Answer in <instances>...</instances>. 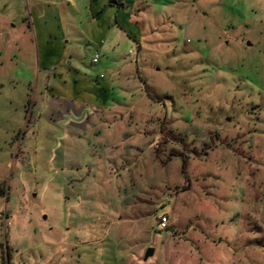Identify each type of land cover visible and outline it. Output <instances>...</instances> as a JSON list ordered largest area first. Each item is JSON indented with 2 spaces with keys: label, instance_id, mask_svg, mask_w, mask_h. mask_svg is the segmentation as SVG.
<instances>
[{
  "label": "rangeland",
  "instance_id": "rangeland-1",
  "mask_svg": "<svg viewBox=\"0 0 264 264\" xmlns=\"http://www.w3.org/2000/svg\"><path fill=\"white\" fill-rule=\"evenodd\" d=\"M0 264H264V0H0Z\"/></svg>",
  "mask_w": 264,
  "mask_h": 264
},
{
  "label": "built area",
  "instance_id": "built-area-1",
  "mask_svg": "<svg viewBox=\"0 0 264 264\" xmlns=\"http://www.w3.org/2000/svg\"><path fill=\"white\" fill-rule=\"evenodd\" d=\"M99 54H96L94 59H93V62L94 63H97L98 60H99ZM168 225H169V218L167 215H162L160 218H159V221H158V227L160 230H166L168 228Z\"/></svg>",
  "mask_w": 264,
  "mask_h": 264
},
{
  "label": "crops",
  "instance_id": "crops-1",
  "mask_svg": "<svg viewBox=\"0 0 264 264\" xmlns=\"http://www.w3.org/2000/svg\"><path fill=\"white\" fill-rule=\"evenodd\" d=\"M56 75V74H54ZM44 78L42 79V77L40 76L39 79L40 81H42L44 84H49V82L54 78L53 75H48V76H45V74H43Z\"/></svg>",
  "mask_w": 264,
  "mask_h": 264
},
{
  "label": "water",
  "instance_id": "water-1",
  "mask_svg": "<svg viewBox=\"0 0 264 264\" xmlns=\"http://www.w3.org/2000/svg\"><path fill=\"white\" fill-rule=\"evenodd\" d=\"M154 254V248H148L147 251H146V254H145V258H149L151 256H153Z\"/></svg>",
  "mask_w": 264,
  "mask_h": 264
},
{
  "label": "trees",
  "instance_id": "trees-1",
  "mask_svg": "<svg viewBox=\"0 0 264 264\" xmlns=\"http://www.w3.org/2000/svg\"><path fill=\"white\" fill-rule=\"evenodd\" d=\"M146 90L148 91L147 88H146ZM149 95H150L151 98H153L150 93H149ZM185 166H186L185 163H183V166H182L183 171H184Z\"/></svg>",
  "mask_w": 264,
  "mask_h": 264
}]
</instances>
